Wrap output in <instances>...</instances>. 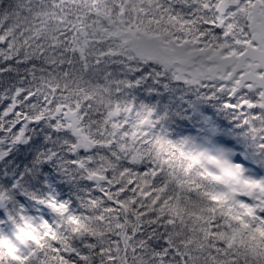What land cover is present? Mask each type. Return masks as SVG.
<instances>
[{"label": "snow or ice", "instance_id": "obj_1", "mask_svg": "<svg viewBox=\"0 0 264 264\" xmlns=\"http://www.w3.org/2000/svg\"><path fill=\"white\" fill-rule=\"evenodd\" d=\"M0 264H264V0H0Z\"/></svg>", "mask_w": 264, "mask_h": 264}]
</instances>
